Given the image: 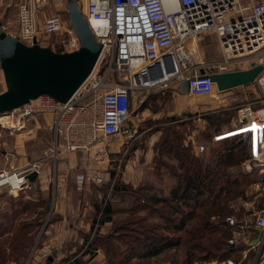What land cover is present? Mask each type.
I'll return each instance as SVG.
<instances>
[{
	"label": "built area",
	"instance_id": "built-area-1",
	"mask_svg": "<svg viewBox=\"0 0 264 264\" xmlns=\"http://www.w3.org/2000/svg\"><path fill=\"white\" fill-rule=\"evenodd\" d=\"M86 16L89 27L102 48L99 58L86 79L64 103L48 94L30 100L9 112L7 121L0 120V130L19 132L29 118L44 112L52 114L50 129L54 149L68 152L89 151L98 141L116 135L131 138L136 129L130 124L134 92L170 83L180 85L189 81L188 93L193 96L214 95L216 84L207 76H200L189 47L197 45L207 33L217 36L223 61L218 62L219 71L227 70L230 62L244 60L260 64L262 70L254 86L258 99L264 102V0H76ZM46 0H21L17 7V28L1 23V31L19 41L31 45L39 35L61 34L64 52L79 48V38L68 23L57 14L46 17L39 25L37 15ZM170 56L174 65L168 77L147 81L149 66ZM5 86L0 80V94ZM264 107L250 106L237 110L238 122L233 131H239L241 140L250 142V155L242 162L247 173L257 170L261 181L251 187L264 193ZM245 121H244V120ZM257 123V124H255ZM257 129L252 131V126ZM248 129V131H241ZM232 131V132H233ZM201 152L203 146H198ZM4 157L7 159V155ZM39 161L20 169L0 168V195L14 193L29 181L30 172L40 174ZM86 180L101 185L104 178L98 173ZM260 191V192H259ZM264 201V200H263ZM247 201L245 204H252ZM224 222L232 228L229 245L242 242L249 245L245 250L260 251L264 245V209L238 218L235 214L224 216ZM259 230L260 232H258ZM244 255V254H242ZM245 256V255H244ZM8 264H18L10 262ZM193 264H239L233 259L213 263Z\"/></svg>",
	"mask_w": 264,
	"mask_h": 264
},
{
	"label": "rangeland",
	"instance_id": "rangeland-1",
	"mask_svg": "<svg viewBox=\"0 0 264 264\" xmlns=\"http://www.w3.org/2000/svg\"><path fill=\"white\" fill-rule=\"evenodd\" d=\"M20 1L0 0L1 23L12 28L15 26L17 7ZM241 3L244 4L245 1L242 0ZM78 5L80 6L79 3ZM54 14H59L64 17V21H68L66 0H46V5L38 13L40 17L41 15L49 17ZM209 34H212L211 39L216 41L215 34L212 32ZM38 38V43L41 46L49 47L54 51L61 49L64 52V46L61 43V39L64 38L63 35H39ZM189 47L192 49L193 46L190 44ZM196 52L192 53L195 62L202 61L201 64L206 65L205 63H207L213 68H215L213 65L224 59L221 48L216 52L214 49H208L201 58L196 56ZM231 65L242 66L245 65V61L240 60ZM215 69L218 71L217 68ZM0 80L4 83L1 70ZM175 85L173 83L172 89H176ZM235 88H237L236 90H243V92L239 93L238 100L229 101L225 105L226 108H233L220 110L219 113L228 112L232 116H237V110L245 105H249L251 109L264 107V102L262 103L258 99V91L253 84ZM158 89L160 86L134 92L130 124L136 129V132L131 138L123 135L103 138L89 151L68 152L60 150L54 152L53 135L50 130L52 115L50 114V119L47 118L49 112H45L47 113L45 117L40 114L29 118L25 128L19 132L0 130V168H23L34 161H39L42 166L41 172L34 182H28L22 186V189L14 193H2L0 195V221L4 219L6 223L8 219L5 216H10L13 211L15 214V219L12 221L14 226L8 222L11 227L4 225V229L6 227L10 231H14L15 226L24 222H31L34 226L28 233L32 236V241L25 258H10L7 259V264L10 262L18 264H70L75 258H80L85 264H126L119 263L118 258L112 254L113 249L110 252L105 250L110 247L109 243L106 245L105 242H94V239L97 236L105 237V234L113 228L114 223H102L101 221L104 217L103 208L106 201L112 203L113 211H115L112 221L118 222L119 219L126 217L125 213H120V211L130 204L129 201H118V198L113 196L112 187L118 180L130 185L132 190L143 186L149 188L152 193L156 189H162L165 193L168 192L167 187L172 184L170 175L163 169L160 174L156 175L153 172L152 159L150 162L149 157L145 158V152L149 149L150 144H152L151 150L153 152V144L161 136V132L157 130L165 128L167 125H176L181 130L184 144L190 145L197 156L207 157L211 150L220 147L219 140L229 136L233 130L240 127L239 124L238 127H235L229 121L218 131H214V127L208 126L209 120L206 118V112H184L182 108L177 106L179 103L174 101L173 96L168 92L154 104L148 102L147 107L142 108V103L150 91ZM222 92L217 90L214 95H202L199 98H191V101L197 104H209L211 100H220L219 95ZM244 95H246L245 99ZM207 127L209 128L207 129ZM203 132L207 136L201 134ZM238 134L240 135V133ZM201 145L204 150L200 152L198 146ZM4 153H6L5 155L8 154L7 159L4 157ZM253 171L255 172L247 173L243 169L247 178L250 179V183L245 187L242 197L229 202L232 212L228 214L233 213L239 219L244 214H248L251 208L256 213L259 209H264V196H257L254 199L258 191L254 190L251 185L253 182L262 179L257 175V170ZM92 173L100 174L104 178V183L98 185L88 180L84 183L81 182V176L86 177ZM103 188L104 191H107L106 197L102 196ZM262 194L264 193L262 192ZM247 201L254 202L248 205L245 204ZM24 203H28L30 207L19 213V207ZM60 205L65 208L66 219L58 211L60 209H57ZM143 214L145 212L140 211L137 215ZM230 229L232 231V228ZM2 232L0 230V233ZM112 242L114 243V240ZM235 245L233 246L235 247ZM248 246L240 252L236 251L229 259H233L239 264H264V245L260 251L255 248L248 249L246 252ZM49 257H51V261L48 260ZM216 261L218 262V260L194 261L191 264ZM127 264L184 263L181 249L178 247L167 249L157 258L145 261L133 259Z\"/></svg>",
	"mask_w": 264,
	"mask_h": 264
},
{
	"label": "trees",
	"instance_id": "trees-1",
	"mask_svg": "<svg viewBox=\"0 0 264 264\" xmlns=\"http://www.w3.org/2000/svg\"><path fill=\"white\" fill-rule=\"evenodd\" d=\"M55 51L63 52L61 49ZM207 69L217 71L213 67ZM177 86L174 87L177 89ZM172 87L173 84L150 91L142 108L147 107L148 102L154 104L163 97L165 90H173ZM206 115L208 126L214 127V131H218L232 117L228 112ZM157 131L161 132V136L152 148L153 172L157 175L162 169L167 171L172 180L167 187L168 192L156 189L152 193L143 186L132 190L130 185L118 180L112 187L113 196L118 201H129L130 204L120 211L126 217L118 222L112 221L115 211L112 203L106 201L101 221L114 223L113 228L105 237L97 236L94 242L109 243L110 247L105 250L110 252L113 249L112 254L119 263L126 264L133 259L145 261L157 258L169 248L181 249L184 264L224 261L236 251L245 249L246 244H236L233 249L227 250L232 231L224 222V216L232 212L229 202L242 197L250 183L242 169V162L250 155V142L241 140L240 135L235 133L219 140L220 147L211 150L207 157H200L190 145L184 144L181 130L176 125H167ZM106 194L103 188L102 196L106 197ZM29 207L28 203H24L18 212L22 213ZM140 211L145 214L137 215ZM12 213L5 217L14 226V211ZM8 222L5 223L4 219L0 221V230L3 231L0 233V264H7L10 258H25L32 241V236L28 234L34 227L31 222L15 226L14 231L3 228L4 225L11 227ZM70 264L85 262L75 258Z\"/></svg>",
	"mask_w": 264,
	"mask_h": 264
},
{
	"label": "water",
	"instance_id": "water-1",
	"mask_svg": "<svg viewBox=\"0 0 264 264\" xmlns=\"http://www.w3.org/2000/svg\"><path fill=\"white\" fill-rule=\"evenodd\" d=\"M66 14L68 23L80 42L79 48L72 52H56L41 46L37 40L27 45L2 32L0 22V70L5 84V89L0 94V113L9 112L43 94L64 103L93 70L102 45L93 35L76 0H66ZM165 62V68L161 62L149 66L148 75L151 80L159 81L164 78V70H174L170 56L166 57ZM261 70L260 64L251 62L247 68L236 70L213 72L200 68L199 75L209 77L216 84L218 91H225L254 84ZM188 88L189 81L185 79L181 82L179 90L186 93ZM26 178L32 182L38 175L34 171L27 174ZM256 241L257 239L252 240L249 245ZM233 247L230 245L227 250ZM48 260L51 261V257Z\"/></svg>",
	"mask_w": 264,
	"mask_h": 264
},
{
	"label": "crops",
	"instance_id": "crops-1",
	"mask_svg": "<svg viewBox=\"0 0 264 264\" xmlns=\"http://www.w3.org/2000/svg\"><path fill=\"white\" fill-rule=\"evenodd\" d=\"M47 16H44V15H41V17L39 15H37V20H38V23L39 25H42L44 19L46 18ZM12 28V27H11ZM17 28V19L15 21V26L12 28V29H16ZM212 34H205L201 40L197 43V45L193 46L192 47V53H194L195 51L196 52V56L201 58L203 56V54L208 51V49H214V52H216L219 48V44H218V39H217V36L215 35V38H216V41H213L211 38H212ZM196 48V49H195ZM195 50V51H194ZM166 58H164L163 60V66L164 68L166 67V62H165ZM195 65L196 67H207L209 68L210 66L207 65V63H205L206 65H203L201 64L202 61L200 62H195ZM234 62H230L227 66V70H236V69H244V68H247L249 66L248 63L245 62V65H242V66H238V65H231L233 64ZM215 68L219 69L218 67V63H216V65H213ZM174 82L170 83L173 84ZM254 85V84H253ZM161 88V87H160ZM164 89V88H163ZM237 88H232V89H228V90H225L222 92V94H220V100H211V102L208 104H197L195 102H192L191 98H199L200 96L202 95H198V96H193V95H190L188 92L186 93H182L179 89H173V90H165L166 92H170V94L173 96L174 98V101H176L177 103H179L177 106L179 108H182L184 112H190V113H213V112H218L220 110H225V109H230V108H233V107H228L226 108L225 105L229 102V101H236L238 100V96H239V93L240 92H243V90H236ZM259 96V95H258ZM242 97V96H241ZM244 99L246 98V95L243 96ZM249 106V105H247ZM246 107V105L244 106ZM45 114L47 113H42V115H44V117L46 116ZM50 114L49 113L47 115V118L50 119ZM52 115V114H51ZM244 120V119H243ZM51 121H52V116H51ZM51 121H50V124H51ZM238 116L236 115H233L230 119V123L232 125L234 124H237L239 123L238 122ZM238 127V126H237ZM240 128V127H239ZM51 130V129H50ZM52 132V131H51ZM239 133V131H237ZM231 133H236V131H233ZM151 147H152V144H150L149 146V149L146 150L145 152V158L146 157H149L148 160H150L151 162V159L153 157V152L151 150ZM21 168V167H20ZM20 168H17V169H20ZM63 208V209H62ZM57 209H60L58 211L61 212L64 219H66V215H65V208L63 205H60V207L58 206Z\"/></svg>",
	"mask_w": 264,
	"mask_h": 264
},
{
	"label": "bare ground",
	"instance_id": "bare-ground-1",
	"mask_svg": "<svg viewBox=\"0 0 264 264\" xmlns=\"http://www.w3.org/2000/svg\"><path fill=\"white\" fill-rule=\"evenodd\" d=\"M164 72H165V73H164V78H165V77H168L169 74L171 73V71L169 72V71H166V70H164ZM143 80L152 81L150 76H149L148 78H146V79H143ZM160 80H162V79H160ZM51 97H52V96H51ZM54 99H55V98H54ZM262 113H264V111H262ZM0 120H1V121H7V120H8V117H7V116L1 117ZM255 124H257V123H255ZM240 126H241V125H240Z\"/></svg>",
	"mask_w": 264,
	"mask_h": 264
},
{
	"label": "snow or ice",
	"instance_id": "snow-or-ice-1",
	"mask_svg": "<svg viewBox=\"0 0 264 264\" xmlns=\"http://www.w3.org/2000/svg\"><path fill=\"white\" fill-rule=\"evenodd\" d=\"M257 129V126L256 125H253L252 126V131H255ZM241 131H248V129H242ZM235 133H230L229 135H234ZM219 139V138H218Z\"/></svg>",
	"mask_w": 264,
	"mask_h": 264
}]
</instances>
